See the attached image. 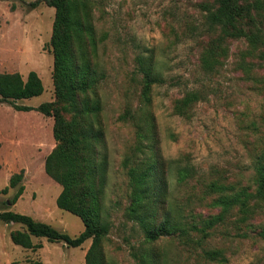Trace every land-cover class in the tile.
<instances>
[{
	"label": "rangeland",
	"instance_id": "1",
	"mask_svg": "<svg viewBox=\"0 0 264 264\" xmlns=\"http://www.w3.org/2000/svg\"><path fill=\"white\" fill-rule=\"evenodd\" d=\"M35 1L0 0V73H19L25 79L33 71L43 85L41 95L16 103L32 111L18 112L8 104H0V191L8 187L13 174L23 173L15 188H8L6 194L0 192V212L27 215L76 237L83 225L76 216L57 208L55 200L61 188L43 169L45 157L56 145L53 117L36 110L55 98L50 46L54 9L44 4L31 8L29 5ZM91 3L98 40L95 89L104 135L99 153L108 163L103 214L111 222L102 252L105 264H137L132 254L139 246L141 233L124 218L129 202L127 176L121 166L136 142L137 132L133 121L121 117L125 113L134 115L143 127L147 121L136 57L152 55L161 72V83L152 86L148 107L155 119L158 143L145 141L148 148L137 162L159 154L162 160L174 159L192 166L193 178L180 185L171 181L172 196L177 200L188 193L201 197L213 180L255 189L252 163L264 149V69L256 72V82L237 72L236 54L243 46L229 41L224 44L225 54L219 59L217 71L206 74L201 70L199 57L207 43L202 7L211 6L209 0ZM189 90L199 91L201 98L178 116L174 105ZM19 186L24 187L23 194L12 205ZM207 203L205 200L195 209L202 217L217 212ZM257 213L246 228L239 226L236 231L227 226L213 232L207 246L220 251L218 261L190 253L173 239L160 243L158 248L171 260L169 264H264V239L258 235L264 229V207ZM15 231L24 228L0 221V264H85L90 240L79 248H67L63 243L31 238L33 245H42L32 250L11 242L10 233Z\"/></svg>",
	"mask_w": 264,
	"mask_h": 264
},
{
	"label": "trees",
	"instance_id": "2",
	"mask_svg": "<svg viewBox=\"0 0 264 264\" xmlns=\"http://www.w3.org/2000/svg\"><path fill=\"white\" fill-rule=\"evenodd\" d=\"M203 5L205 13L206 47L199 57V66L206 74L220 67L225 54L224 44L235 42L243 46L236 54L235 70L256 82L258 70L264 69V0H209ZM44 4L54 9L50 46L53 54L52 80L54 101L41 104L36 110L53 117L52 135L56 143L45 157V174L61 191L55 203L81 221L83 231L76 237L59 232L50 225L12 211L0 212V221L20 224L24 231L10 233L11 242L25 249H41L31 238H44L49 243H63L67 248H79L90 240L85 264H105L102 243L109 233L111 222L103 214L107 182V160L100 156L104 145L100 121V99L95 86V57L98 40L92 19L91 0H38L31 8ZM215 34V36H213ZM136 68L141 77V101L146 114L145 127L139 118L125 113L121 119L133 121L136 142L124 156L121 166L127 176L128 206L125 220L133 223L141 233V241L132 254L137 264H169L158 245L176 240L190 253H197L210 261H218L220 251L208 249V240L218 228L239 226L248 222L264 207V149L252 163L254 190L233 184L210 181L202 196L188 193L177 200L172 196L171 181L178 185L195 176L192 166L179 160L163 159L152 154L137 162L148 148L144 142L158 143L155 119L149 113L152 86L161 83V74L152 55H138ZM43 85L38 75L30 71L24 79L19 73H0V104H8L15 111L29 112L33 108L17 105L20 100L41 95ZM201 98L199 91H186L174 105V113L183 116ZM65 116H68L66 118ZM149 128V131H148ZM102 160H101V159ZM23 173L13 174L8 188H15ZM19 186L11 200L15 204L23 194ZM208 200L207 206L217 209L213 215L202 217L196 207ZM180 201L183 204H180ZM264 239V229L258 233ZM220 260V259H219Z\"/></svg>",
	"mask_w": 264,
	"mask_h": 264
},
{
	"label": "crops",
	"instance_id": "3",
	"mask_svg": "<svg viewBox=\"0 0 264 264\" xmlns=\"http://www.w3.org/2000/svg\"><path fill=\"white\" fill-rule=\"evenodd\" d=\"M32 238H34V237H32ZM88 249V248H87Z\"/></svg>",
	"mask_w": 264,
	"mask_h": 264
}]
</instances>
